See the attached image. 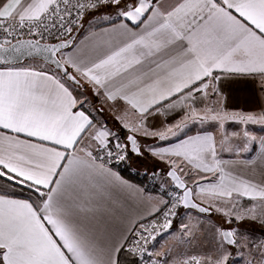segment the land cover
<instances>
[{"label": "snow or ice", "instance_id": "obj_1", "mask_svg": "<svg viewBox=\"0 0 264 264\" xmlns=\"http://www.w3.org/2000/svg\"><path fill=\"white\" fill-rule=\"evenodd\" d=\"M11 3L0 0V264H264V231L241 227L264 229V0H19L15 19ZM247 85L258 106L230 107ZM191 125L205 130L180 138ZM145 152L180 209L211 214L189 202L186 164L195 187L227 197L205 251L149 247L157 233L192 239L187 225L169 231L175 202L163 224L158 208L108 221L110 198L133 196L120 164Z\"/></svg>", "mask_w": 264, "mask_h": 264}, {"label": "crops", "instance_id": "obj_2", "mask_svg": "<svg viewBox=\"0 0 264 264\" xmlns=\"http://www.w3.org/2000/svg\"><path fill=\"white\" fill-rule=\"evenodd\" d=\"M22 5L19 3V0H12V3L9 5L5 6L4 11H7L12 18H16L21 9ZM264 95V94H262ZM258 99L256 94L253 92L252 88L250 85L241 87V86H236L231 92V97L230 100L228 101V104L230 107L234 108H239L240 110H246L250 109L253 107L258 106ZM179 115V113H177ZM173 119L172 117L169 118V120ZM197 130H205V129H199L197 125H191L189 128L185 129L183 133H181L180 138H183L184 135H190L196 132ZM264 134V133H262ZM153 141L149 142L148 144L151 145ZM133 157H136L134 154H131L130 157V164L131 166L139 171L141 169L137 168L133 162L132 159ZM152 157V156H151ZM139 157H137L138 159ZM141 159V158H140ZM142 160V159H141ZM145 165L144 169L148 170H156L157 167H163L161 165V162L156 161L153 157L150 160H142V164ZM189 167L190 173H194L195 169L192 167L191 164H186L185 168ZM139 169V170H138ZM188 169H185V171H189ZM116 171V170H114ZM144 172V171H143ZM147 172V171H146ZM119 175L120 178L129 186V190L132 192L133 196L128 197V196H118V195H113L110 198V203L106 205L107 211L109 212V216L107 217L108 221H114L116 219H119L121 216L127 215L129 212L136 214V215H146L150 213L151 211L155 209H160L161 206L164 204L165 201L164 198L161 197L160 191L157 190V187L154 188V190H146L144 187H142L139 183L132 181L125 177L119 170ZM199 175V173H197ZM156 178H158L159 182L162 183V185H171L172 182L167 180L164 176V174H158L156 175ZM188 182V180H187ZM190 182H188L189 184ZM190 186H193V194L195 199L204 204L205 206L209 207L211 206L210 203L214 202L215 200H226L227 197L224 196H214L210 197L207 194V189L210 187L209 185L201 184L199 187H195L196 185V179L192 183L189 184ZM201 189H204V191H201ZM139 193L142 199L140 200H135L133 197H135V194ZM129 205H131V209L129 208ZM210 208V207H209ZM212 209V208H211ZM199 212V211H197ZM196 214H201L202 213H196L195 211H192L191 208L188 209H182L178 213V217L173 225V229H177L179 225V218L184 217V216H197ZM124 228H127V222L125 221Z\"/></svg>", "mask_w": 264, "mask_h": 264}, {"label": "rangeland", "instance_id": "obj_3", "mask_svg": "<svg viewBox=\"0 0 264 264\" xmlns=\"http://www.w3.org/2000/svg\"><path fill=\"white\" fill-rule=\"evenodd\" d=\"M231 126L237 127L236 125H231ZM253 130L258 131V134H262V133H259V131H264V129H259V126H255ZM125 135H126V133H125ZM144 142L146 144H148L149 142H151V140L146 139ZM146 153L147 152H145V154L143 156H140L138 159H137V157H133L132 162L137 168L141 169V170L138 169L141 173H148L149 176H151V175L153 176V174H152L153 170H148L146 168L144 169L145 165H141L142 160L143 161L145 159L147 160V154ZM130 157L128 158L129 162H130ZM185 169L189 170L190 168L186 167ZM185 172L188 173V175L190 177V179H188V182L192 183L194 181V178H191L192 177V173H190L191 171L189 170V171H185ZM159 174L163 175L162 172L158 173V176H159ZM156 175L153 176L154 179L153 178L151 179V184H153L154 181L156 180V186L155 187H157V190L160 191L161 197L164 198L163 201H167V199H169L170 193H171L172 199H173L175 197V193L179 192V190L178 189L172 190L171 188H174L172 186V184L168 185V186L162 185V183L159 182L158 178H156ZM210 205L211 206H209V207L212 208L211 214L202 213V215L196 214L197 216H193V217H190V216L182 217L181 216V218H179V223L181 225H187L189 228V232L191 233V236H192V239L190 241H188L187 243H184L183 241L176 240L174 237L176 235H178L179 232L174 233L173 237H168V233L166 232V233H161L156 238L155 243L151 244L152 245L151 248H153L154 251L157 253L170 252L173 254V256H175L179 253H183V252L187 255H192V254H199L200 252L205 251L206 250L205 245L207 244L208 246H211V243L216 238V233L212 230V227L210 225H213V222H215V224H219V225H223V223H224V218H223V216H221L218 213L216 206L219 205V207H221V208L228 206V204L225 203V200H215L214 202L210 203ZM186 209H188V208H186ZM192 211H195L196 213H201V212H197L194 209H192ZM177 217H178V213H177V216L174 220V223H175ZM174 223H173V225H174ZM241 227L243 230L251 231V232H254L256 234H261V230H264L261 228V226L259 224H256L255 222H251V221L244 222L241 225ZM177 229L172 228L169 231L170 232L176 231Z\"/></svg>", "mask_w": 264, "mask_h": 264}, {"label": "trees", "instance_id": "obj_4", "mask_svg": "<svg viewBox=\"0 0 264 264\" xmlns=\"http://www.w3.org/2000/svg\"><path fill=\"white\" fill-rule=\"evenodd\" d=\"M146 154H147V160H150L152 158L151 155H149L148 153H146ZM130 156H131V153L129 154V157ZM119 170L125 177H127L128 179H130L132 181L139 183L146 190H154V188L156 186V180L155 181L153 180L154 183L151 184V179L153 178V176L152 175L149 176L148 173H141L140 171L135 170L131 166L128 159L124 163L120 164ZM245 201H246V198H245ZM182 209L183 208H181V209L179 208L178 213ZM184 209H186V208H184ZM262 231H264V230H261V232Z\"/></svg>", "mask_w": 264, "mask_h": 264}, {"label": "built area", "instance_id": "obj_5", "mask_svg": "<svg viewBox=\"0 0 264 264\" xmlns=\"http://www.w3.org/2000/svg\"><path fill=\"white\" fill-rule=\"evenodd\" d=\"M13 19H15V18H13ZM121 164H122V163H121ZM171 189H172V190H176V188H171ZM178 194H179V192H176V193H175V197L172 199V195H171V193H170V195H169V199H167V201H165L164 205L160 208V210H161V211H160V214H159L158 216H155V217H154V219H155L158 223L163 224V223L165 222V220L168 218V217L166 216V213L169 211V207L173 204V202H175V205H177V206L174 207V208H172V210L176 212V216H177L178 209H179L178 205H179V203L181 202L180 200H177V199H176V196H177ZM166 205H167L168 207H166ZM176 216H175V218H176ZM147 223H148L149 226H151V219H150ZM159 235H160V234L157 233V237H158ZM149 247L151 248L152 245L150 244Z\"/></svg>", "mask_w": 264, "mask_h": 264}, {"label": "water", "instance_id": "obj_6", "mask_svg": "<svg viewBox=\"0 0 264 264\" xmlns=\"http://www.w3.org/2000/svg\"><path fill=\"white\" fill-rule=\"evenodd\" d=\"M189 202H190V203H195V204H200L202 207L209 208V207L205 206L204 204L198 202V201L195 199L193 192H192V194H191V196H190V198H189ZM191 209H194V210L198 211V209L195 208V207H191ZM210 209H211V208H210ZM199 212H200V211H199ZM201 213H206V212H201Z\"/></svg>", "mask_w": 264, "mask_h": 264}]
</instances>
